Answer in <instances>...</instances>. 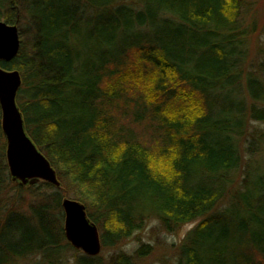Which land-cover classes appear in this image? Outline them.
I'll return each instance as SVG.
<instances>
[{"label":"trees","instance_id":"16d2710c","mask_svg":"<svg viewBox=\"0 0 264 264\" xmlns=\"http://www.w3.org/2000/svg\"><path fill=\"white\" fill-rule=\"evenodd\" d=\"M243 0H0L17 24L16 105L60 189L12 183L0 128V264H137L67 243L81 203L102 250L154 220L196 223L176 264H264V59L246 69Z\"/></svg>","mask_w":264,"mask_h":264},{"label":"water","instance_id":"95a60500","mask_svg":"<svg viewBox=\"0 0 264 264\" xmlns=\"http://www.w3.org/2000/svg\"><path fill=\"white\" fill-rule=\"evenodd\" d=\"M17 26L0 22V62L12 61L19 50ZM21 86L17 71L0 68V128L5 140V159L12 183L21 187L47 183L60 189L56 174L46 158L27 136L22 115L16 105ZM63 232L67 243L88 257L101 251L99 233L87 218L84 206L74 200L61 201Z\"/></svg>","mask_w":264,"mask_h":264},{"label":"rangeland","instance_id":"374dc122","mask_svg":"<svg viewBox=\"0 0 264 264\" xmlns=\"http://www.w3.org/2000/svg\"><path fill=\"white\" fill-rule=\"evenodd\" d=\"M239 24L240 31L245 33L243 39L247 52L246 69H248L255 67L264 59V0H243L239 10ZM196 223L183 225L175 232L167 233L157 221L150 220L121 247L103 250L100 256L104 259L115 253L133 256L137 249L146 245L150 249L137 261V264H176L178 248ZM31 263L32 261H29L26 264Z\"/></svg>","mask_w":264,"mask_h":264},{"label":"bare ground","instance_id":"6f19581e","mask_svg":"<svg viewBox=\"0 0 264 264\" xmlns=\"http://www.w3.org/2000/svg\"><path fill=\"white\" fill-rule=\"evenodd\" d=\"M0 22H3V21H0ZM3 23H5V22H3ZM5 24H7V23H5ZM7 25H14V24H7ZM16 26H17V24H16ZM17 32H18V38H19V42L21 43V38H20V34H19V30H18V28H17ZM19 50H20V44H19ZM19 50H18V52H19ZM18 54V53H17ZM17 56V55H16ZM21 85H22V81H21ZM20 88H21V86H20ZM27 134V133H26ZM28 136V135H27ZM29 137V136H28ZM32 141V140H31ZM4 156H5V152H4ZM5 164H6V159H5ZM6 167H7V164H6ZM7 170H8V168H7ZM71 200V199H70ZM88 218V217H87ZM97 228V227H96ZM98 230V229H97ZM99 233V232H98ZM65 237V236H64ZM99 238H100V236H99ZM66 240V239H65ZM100 244H101V242H100ZM73 249V248H72ZM101 250H102V246H101ZM76 251V250H75ZM78 252V251H77ZM102 251H100V253H101ZM80 253V252H79ZM100 253H99V255H100ZM98 255V256H99ZM97 257V256H96Z\"/></svg>","mask_w":264,"mask_h":264}]
</instances>
